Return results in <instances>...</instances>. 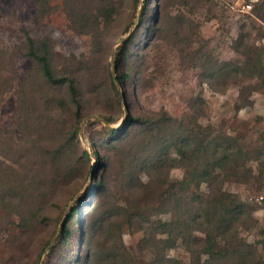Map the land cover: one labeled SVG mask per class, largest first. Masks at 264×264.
I'll list each match as a JSON object with an SVG mask.
<instances>
[{
    "label": "rangeland",
    "instance_id": "374dc122",
    "mask_svg": "<svg viewBox=\"0 0 264 264\" xmlns=\"http://www.w3.org/2000/svg\"><path fill=\"white\" fill-rule=\"evenodd\" d=\"M143 1L0 0V180L7 165L19 172L12 180L5 173L16 192L0 193V264H93L94 252L101 264L112 254L119 264H190L206 248L200 228L212 229L205 220L216 197L247 210L264 187V0H149L140 30ZM131 35L121 69L131 79L116 81V91L111 76ZM28 37L47 38L53 70L75 82L78 143L68 89L42 84L25 54ZM128 115L148 126L131 123L112 139ZM179 135L208 146L188 169L178 165ZM57 149L55 169L48 152ZM38 165L33 184L28 170ZM204 168L207 181L197 184ZM93 177L104 188L92 202ZM254 211L234 226L233 243L214 230L224 257L200 253L201 263L249 264V252L264 259V222ZM159 222L177 223L173 235H181L161 243L168 233L156 231Z\"/></svg>",
    "mask_w": 264,
    "mask_h": 264
},
{
    "label": "trees",
    "instance_id": "16d2710c",
    "mask_svg": "<svg viewBox=\"0 0 264 264\" xmlns=\"http://www.w3.org/2000/svg\"><path fill=\"white\" fill-rule=\"evenodd\" d=\"M140 3H141V0H134V6L136 8L138 7V5ZM148 4H149V0L143 1V8H142L143 11H142V14L140 16V21H139V24L137 27L140 30L142 28H144L145 23H146V15L150 11ZM156 7H157V5H156ZM158 14H159V10L157 11V15L155 16L154 22L157 21ZM154 22H153L152 26L154 25ZM129 32H130V28L126 27L123 33L128 34ZM132 37H133V35H131L130 38L123 41L121 48L119 50V53L117 55L116 66L118 68V75L116 76V78L111 76V83L113 84L116 91H117L116 81L119 83L126 84L127 81L131 79V72H129V71L122 72L121 69H122V65H123L122 62L124 61V59H126L125 55H126V52L128 50V47L131 43H133ZM49 52H50V44H49V41L47 38L37 40V41H35L34 39H32L30 37L27 38L25 54H26V56L30 57L32 60L35 61L36 65H37L38 72H39V76H41V79H42V84L49 86V87H61L62 88L65 86L68 89L69 96L67 99L64 100V102L66 104H71L74 106V111L71 112V119L73 121V131L71 134V138L73 139L74 143H78V141H79L78 140L79 123L81 121V116H80L79 111H78V108L80 105H79L78 96H77V88H76L75 82L71 76H66L63 74L58 75L55 73V71L53 70V68L49 62ZM120 97L124 98V97H126V95H123V96L120 95ZM22 104H23V99L20 98V100H18V111H17L18 118H17L16 124L21 123V121H22L21 119H23V118H21V112H20L21 110L19 109V107ZM163 118L167 121L171 120L170 116H166ZM126 119H127V121H126L125 126L123 128H116V129L112 130V133H111V135L113 136L112 139H114L116 136L118 137V136L122 135L123 133H126L128 130L129 124H131V123L137 122L140 125H143L144 128L147 127L148 123H149V120H146L145 118L134 117L132 115H128ZM106 120L108 122H111L110 118H108V117H106ZM182 135L181 136L179 135V143H180V145L183 146V148L179 150L180 157L178 158V161H179L178 165L180 167H184L185 169H188L187 161L192 162L193 159L196 158L197 154L201 153L200 150H204V152H206L208 146L203 145L202 149L194 148L193 143L192 144L189 143L188 139L185 136L183 137ZM90 143L93 147H95V145H96L95 142L90 140ZM220 146L221 145H217L216 147L219 148ZM84 152H85L86 156H89V153L87 152V150H85ZM58 153H61V149H57L53 152L52 151L48 152L49 159H51V163H52L51 167H54L55 169L58 167L56 164L57 159H59ZM94 154L96 155L98 163L102 164L103 163L102 156H100L96 151H94ZM223 157L225 160L226 156H223ZM213 164L215 165L217 163L213 162ZM41 167H40V165H38L34 168L32 166V168H30L28 170L30 172L31 180H32L33 184H36V181L40 175L38 172H39ZM207 167H210V166L207 165ZM210 171L207 170V168L202 169L201 175L199 177H197V180H195L196 183L199 184L200 181H207L206 176H208L210 174ZM5 173H6V175L10 176V180H12V178H16L17 176H19L18 170L15 169V167H13L11 165H7ZM5 173L3 176H1V180H0L4 184V187H2V189L4 191L0 192V193H2V197L11 195L12 193L16 192V190H17L15 185L6 184L7 178H6ZM92 181L93 182H92V186H91V192L93 194V198L91 199V201L94 200L95 197L100 196L103 193V188H104L103 187L104 182L102 179H97V178L93 177ZM187 185H189V182L186 183V186ZM0 197H1V195H0ZM195 199H199L198 196ZM6 201L7 200H4V202H6ZM85 202H86L85 197H83L78 201L77 204L73 205L72 208L70 209L69 217H73L74 215H76L79 212L80 207H83L85 205ZM92 202H90V203H92ZM245 209H246V205L243 203L228 204V203L223 202L222 199L216 197L215 201L213 203H211V207L209 209H207V212H206L205 223H207V225L209 224L210 226L214 224L213 226H211L212 229H209V228L207 229L205 227L202 229L200 228V230L202 232H204V234H205L204 241L206 242V248H204L200 253L208 255L210 258L217 257L216 259H221L222 257H224L223 255H221L219 253L220 250H216V240H215V236L213 235V231L214 230L218 231L222 238H224L228 242L233 243V240L236 238V230H235L236 228L234 226L236 224H240V219H242L241 217H243V215H244V218H246L247 216H251V213L253 210H255V207L253 205H251V206H249V208L247 210H245ZM214 216H216V218L214 220V223H212V217H214ZM130 217H132V216H130ZM179 226L180 225H178L177 223H174V225H167L164 222H159L158 224H156L155 225L156 231L168 233V238L166 240L160 241V242L164 243L166 245L173 243L175 237L181 235V233H182V231L179 230V235H177V234L173 235L174 231ZM184 228H185V231H186L188 237H192V233H190V231H191L190 229H192V227L190 226V223L188 221H186L184 223ZM68 231L69 230H66V226L62 229V232L64 234L69 233ZM234 244H237V242H234ZM200 253L197 254V259L195 261H192V263H190V264H202L200 256H199ZM92 255H93V259H95V260H93V264H101L102 258L100 256V254L97 252L91 253L88 256V258H90ZM242 258L245 262H249V264H264V259H262V258L256 259L252 256V254L250 252L245 253L242 256ZM164 260L166 262H168V264H179L173 258H168V259H164ZM160 261H161V258L155 259V264H160L159 263ZM107 264H119L117 257L114 254L110 255V260L108 261ZM129 264H131V263H129ZM209 264H212V263H209Z\"/></svg>",
    "mask_w": 264,
    "mask_h": 264
},
{
    "label": "built area",
    "instance_id": "2783aa9c",
    "mask_svg": "<svg viewBox=\"0 0 264 264\" xmlns=\"http://www.w3.org/2000/svg\"><path fill=\"white\" fill-rule=\"evenodd\" d=\"M251 204L255 207V214L264 222V187L251 198Z\"/></svg>",
    "mask_w": 264,
    "mask_h": 264
}]
</instances>
